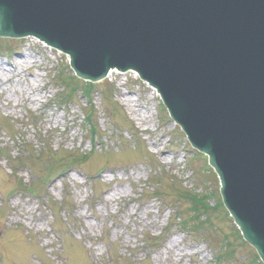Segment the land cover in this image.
Instances as JSON below:
<instances>
[{
    "label": "rangeland",
    "instance_id": "1",
    "mask_svg": "<svg viewBox=\"0 0 264 264\" xmlns=\"http://www.w3.org/2000/svg\"><path fill=\"white\" fill-rule=\"evenodd\" d=\"M0 46V264L250 263L223 210L183 230L177 192L214 208L218 180L135 73L85 85L35 39Z\"/></svg>",
    "mask_w": 264,
    "mask_h": 264
},
{
    "label": "water",
    "instance_id": "2",
    "mask_svg": "<svg viewBox=\"0 0 264 264\" xmlns=\"http://www.w3.org/2000/svg\"><path fill=\"white\" fill-rule=\"evenodd\" d=\"M27 36L78 78L133 70L156 89L264 263V0H0V38Z\"/></svg>",
    "mask_w": 264,
    "mask_h": 264
},
{
    "label": "bare ground",
    "instance_id": "3",
    "mask_svg": "<svg viewBox=\"0 0 264 264\" xmlns=\"http://www.w3.org/2000/svg\"><path fill=\"white\" fill-rule=\"evenodd\" d=\"M35 41H37V43L41 44L42 46L46 47V45H45L44 43L38 41V39H36ZM46 48H47V47H46ZM48 49H49V47H48ZM115 75H120V73L117 72V71H112V73H111V72L109 73L107 79H110L111 77H113V76H115ZM149 89H150L151 91H153V93H154V95H155V97H156L157 94L155 93V90H154L153 88H151V87H149Z\"/></svg>",
    "mask_w": 264,
    "mask_h": 264
},
{
    "label": "trees",
    "instance_id": "4",
    "mask_svg": "<svg viewBox=\"0 0 264 264\" xmlns=\"http://www.w3.org/2000/svg\"><path fill=\"white\" fill-rule=\"evenodd\" d=\"M188 197V196H187ZM190 197V199L192 200V201H194V202H198L201 198H199V200L197 199V198H192L191 197V195L189 196ZM201 203H202V200H201ZM221 205H219V207H220ZM204 209H205V206H203V203L200 205V207L196 210V212L197 213H202V211H204ZM198 211H200V212H198Z\"/></svg>",
    "mask_w": 264,
    "mask_h": 264
}]
</instances>
